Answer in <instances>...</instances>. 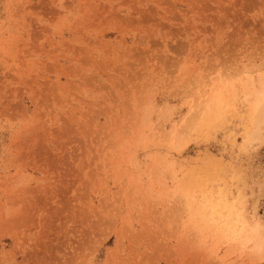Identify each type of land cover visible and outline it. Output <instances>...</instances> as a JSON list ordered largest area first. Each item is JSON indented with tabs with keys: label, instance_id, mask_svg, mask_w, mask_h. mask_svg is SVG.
I'll list each match as a JSON object with an SVG mask.
<instances>
[{
	"label": "rangeland",
	"instance_id": "obj_1",
	"mask_svg": "<svg viewBox=\"0 0 264 264\" xmlns=\"http://www.w3.org/2000/svg\"><path fill=\"white\" fill-rule=\"evenodd\" d=\"M0 264H264V0H0Z\"/></svg>",
	"mask_w": 264,
	"mask_h": 264
},
{
	"label": "bare ground",
	"instance_id": "obj_2",
	"mask_svg": "<svg viewBox=\"0 0 264 264\" xmlns=\"http://www.w3.org/2000/svg\"><path fill=\"white\" fill-rule=\"evenodd\" d=\"M194 111H196V113H198V112H197L198 110H194ZM196 113H195V114H196ZM192 115H193V114H192ZM192 115H191V116H192ZM188 118H189V117H188ZM190 119H191V118H190ZM193 119H194V118H193ZM187 121H188V119H187ZM190 121H191V120H190ZM192 122H193V121H192ZM185 123H188V122H185ZM189 123H190V122H189ZM192 124H193V123H192ZM188 126H189V125H188ZM191 126H192V125H191ZM189 127H190V126H189ZM221 201H222V200H221ZM220 204H222V203L220 202ZM228 215H229V214H228ZM204 216H205V215H204ZM201 217H202V215H201ZM205 217H206V216H205ZM241 217H243V219L245 218L243 214L241 215ZM227 218H228V216L225 217L226 220H227ZM202 220H203V217H202ZM227 221H228V224H229V222L231 223L230 220H227ZM228 224H227V225H228ZM231 226H234V224L231 225ZM229 229H231V228H229Z\"/></svg>",
	"mask_w": 264,
	"mask_h": 264
}]
</instances>
